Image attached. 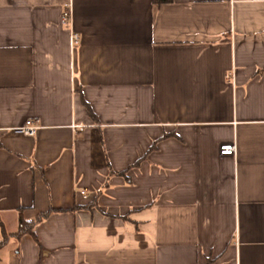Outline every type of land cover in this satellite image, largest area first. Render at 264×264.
<instances>
[{
	"label": "crops",
	"instance_id": "0c3cea01",
	"mask_svg": "<svg viewBox=\"0 0 264 264\" xmlns=\"http://www.w3.org/2000/svg\"><path fill=\"white\" fill-rule=\"evenodd\" d=\"M50 210L0 264H264V0H0V240Z\"/></svg>",
	"mask_w": 264,
	"mask_h": 264
},
{
	"label": "trees",
	"instance_id": "16d2710c",
	"mask_svg": "<svg viewBox=\"0 0 264 264\" xmlns=\"http://www.w3.org/2000/svg\"><path fill=\"white\" fill-rule=\"evenodd\" d=\"M171 1H173V0H153V3L157 4V5H161V4L169 3ZM86 107H87V110L89 111V113L94 117V114L91 110V107L87 103H86ZM155 147H156V144H154L153 147H151V149H154ZM122 174L125 176L126 172H124ZM127 179H129V178H127ZM52 212H53V210H50L47 213H44L43 215L41 214L34 221H25L24 219H21L18 231L13 233V234L5 233L4 238L2 240H0V250L3 249L7 245L10 236H14V237L20 239L24 234H27V233L33 234L34 233V227L37 224V222L43 220L44 218L49 216V214H51ZM0 225L3 227L1 219H0Z\"/></svg>",
	"mask_w": 264,
	"mask_h": 264
},
{
	"label": "built area",
	"instance_id": "2783aa9c",
	"mask_svg": "<svg viewBox=\"0 0 264 264\" xmlns=\"http://www.w3.org/2000/svg\"><path fill=\"white\" fill-rule=\"evenodd\" d=\"M71 18V14L69 11H66L63 16V20L65 23L69 22ZM73 42L75 45L80 43V35L77 33L73 34ZM39 126L35 123L33 119L27 120L23 125L16 127L13 129L14 132L23 134V135H34ZM220 152L223 155H235L237 152V145L235 143H227L223 144L220 147Z\"/></svg>",
	"mask_w": 264,
	"mask_h": 264
}]
</instances>
